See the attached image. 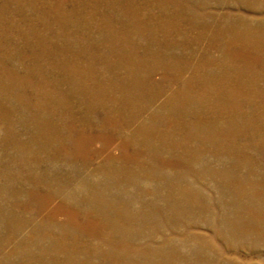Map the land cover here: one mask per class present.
I'll return each mask as SVG.
<instances>
[{
	"label": "rangeland",
	"instance_id": "rangeland-1",
	"mask_svg": "<svg viewBox=\"0 0 264 264\" xmlns=\"http://www.w3.org/2000/svg\"><path fill=\"white\" fill-rule=\"evenodd\" d=\"M0 264H264V0H0Z\"/></svg>",
	"mask_w": 264,
	"mask_h": 264
},
{
	"label": "bare ground",
	"instance_id": "bare-ground-1",
	"mask_svg": "<svg viewBox=\"0 0 264 264\" xmlns=\"http://www.w3.org/2000/svg\"><path fill=\"white\" fill-rule=\"evenodd\" d=\"M209 14V13H208ZM90 78V77H89ZM49 91V90H48ZM50 92V91H49ZM227 97V96H226Z\"/></svg>",
	"mask_w": 264,
	"mask_h": 264
}]
</instances>
